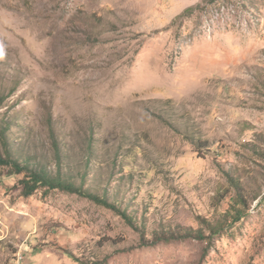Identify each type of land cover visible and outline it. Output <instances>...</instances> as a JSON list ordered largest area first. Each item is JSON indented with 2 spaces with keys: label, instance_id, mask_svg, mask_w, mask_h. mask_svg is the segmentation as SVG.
Listing matches in <instances>:
<instances>
[{
  "label": "rangeland",
  "instance_id": "1",
  "mask_svg": "<svg viewBox=\"0 0 264 264\" xmlns=\"http://www.w3.org/2000/svg\"><path fill=\"white\" fill-rule=\"evenodd\" d=\"M0 130L137 228L0 165V264H264V0H0Z\"/></svg>",
  "mask_w": 264,
  "mask_h": 264
},
{
  "label": "trees",
  "instance_id": "2",
  "mask_svg": "<svg viewBox=\"0 0 264 264\" xmlns=\"http://www.w3.org/2000/svg\"><path fill=\"white\" fill-rule=\"evenodd\" d=\"M189 12V10H187ZM0 132H3L0 130ZM3 134V133H2ZM3 144L5 146L4 153H0V165L9 166L13 169L14 173L16 174H25L24 179L21 181L24 191V196H31L37 190L41 188L48 189L47 191H54L60 190L67 193H74L78 194L82 197L89 198L90 200L100 204L104 207L110 208L112 210L117 211L120 213L125 220L135 229L136 226L134 222L130 219L127 213L122 212L115 204L111 203L107 198L98 196L93 194L84 189L82 186H77L75 183L68 181L67 179H63L60 174L52 175L47 170L39 168L37 169H30L29 166H25L19 159L15 158L12 152L9 150L7 146V142L4 139ZM59 149V147H58ZM231 215V216H230ZM243 215L240 213V209H237L235 214H229L223 217V219L219 220L215 224H208V228L211 231V236L214 237L215 235L221 234L227 228H230L234 224L241 221ZM209 223V222H207ZM185 234H179L180 236H176L175 234H170L169 236L163 235L159 236L154 239L152 245H156L159 243H169L174 240H178L180 238H195L199 240H206L208 237L201 231L193 232V230H187Z\"/></svg>",
  "mask_w": 264,
  "mask_h": 264
},
{
  "label": "built area",
  "instance_id": "3",
  "mask_svg": "<svg viewBox=\"0 0 264 264\" xmlns=\"http://www.w3.org/2000/svg\"><path fill=\"white\" fill-rule=\"evenodd\" d=\"M17 264H24V256H22L21 254L18 256V258L16 259Z\"/></svg>",
  "mask_w": 264,
  "mask_h": 264
}]
</instances>
